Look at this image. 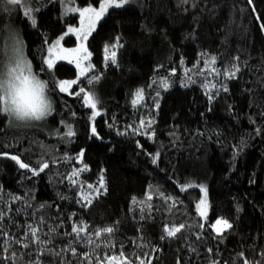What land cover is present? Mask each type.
Here are the masks:
<instances>
[{
  "label": "trees",
  "instance_id": "1",
  "mask_svg": "<svg viewBox=\"0 0 264 264\" xmlns=\"http://www.w3.org/2000/svg\"><path fill=\"white\" fill-rule=\"evenodd\" d=\"M27 6L34 28L21 7L8 12L0 3V65L14 29L48 83L53 112L27 126L0 113V153L8 154L0 155V264H105V257L264 264V0H130L110 8L87 41L93 69L66 93L57 81L75 77V67L57 62L48 70L43 58L78 14H64L59 0ZM106 44L117 45L116 64L105 60ZM233 66L236 75H225ZM92 76L99 80L89 84ZM81 88L97 100L94 119L83 94H74ZM138 89L143 98L133 104ZM157 142L166 147L154 163ZM42 163L48 167L39 171ZM201 186L206 217L197 210ZM215 219L232 227L217 234ZM166 225L184 227L168 237ZM106 227L113 231L95 235Z\"/></svg>",
  "mask_w": 264,
  "mask_h": 264
},
{
  "label": "snow or ice",
  "instance_id": "2",
  "mask_svg": "<svg viewBox=\"0 0 264 264\" xmlns=\"http://www.w3.org/2000/svg\"><path fill=\"white\" fill-rule=\"evenodd\" d=\"M0 3L9 6L6 7L5 10L8 12H12L15 6H19L23 9V13L25 17L29 18L31 21L32 26H36V19L32 16V9L27 6V0H0ZM130 3V0H102L100 3L99 8L92 7L91 5L82 7V8H66V13H79V27H72L69 26L67 31L64 33V37L71 38L72 35L76 38V46L71 48H66L61 44V37L54 42H52L48 46V55L43 58V65L47 66L48 70H51L53 66L56 64L57 61H67L69 64H74L77 69V79L73 80H60L56 85L59 88L61 93L69 92V89L77 84L81 77H85L86 73H89L91 69H93V64L90 62L92 53L88 50L87 41L89 37L93 34L96 30L97 24L101 19L105 16V14L109 11L110 8H120L126 4ZM251 3V0H249ZM264 29V25L261 26ZM117 47L116 44H113L111 47L109 45H105L104 53H105V60H110L112 64L117 63L116 59V51L114 50ZM215 61V58H212V62ZM44 71L43 67L40 69ZM239 71L238 68L233 66V70L231 72H225V75L229 77H234L236 72ZM39 78V79H38ZM99 80L98 76H92L91 79L88 80V83L91 84L94 81ZM43 82V84L41 83ZM160 84L163 88L167 89L169 87L166 79H161ZM7 85V95L0 96V113L6 114L10 118V114L13 111L19 112L21 109V102H20V95L17 89L18 85H25L28 92L31 94L34 89L41 88L43 86H47L48 92V83L41 79L39 75L33 71L32 63L25 57L23 50L20 46V42L17 40L16 43L12 47L11 55L8 57V62L6 67H0V88H3ZM224 91H227V88H224ZM75 95L79 96L83 94V101L84 104L92 109V118L94 119L97 115H99V111L97 110V100L95 96L90 93L86 92L83 88L79 90V92L74 93ZM135 98L133 99V104H138L140 99L143 98V91L138 89L134 94ZM211 99V97H210ZM11 104V107L9 106ZM35 113L36 111L39 112L36 115V119L44 120L45 117H48L53 112V107L51 103L43 104L39 107V109H32ZM63 123V121H62ZM152 121H148V124H151ZM141 126H144V121H141ZM68 131L66 132V136L72 137L74 132L72 131L71 125H66ZM93 134L96 133L95 127L92 128ZM0 155L7 156V153H0ZM83 155V150L80 153V156ZM77 157V159L80 158ZM11 159L16 161L22 169H28L29 165L21 162L18 156H11ZM155 163V158L153 159ZM48 167L47 163H42L39 167V171H43L45 168ZM87 165H84L83 169L80 171H86ZM33 175L37 174V170L33 169ZM78 172H74L73 175H77ZM75 182V181H73ZM100 184L101 187L103 186V176L100 177ZM89 188L92 186L89 185ZM201 192L205 193V196L201 198L199 203L197 204V210L201 217L207 216V199H206V189L201 186ZM85 199H87L85 197ZM150 199V197H149ZM87 203H91V200H87ZM203 227V225H201ZM183 225L179 227L173 226L169 228L167 225L165 226V233L168 237L175 236L177 232L183 228ZM212 229L217 232V234H221L224 232L225 229H230L232 225L224 219H217L215 223L211 225ZM33 237V242L39 241V237L36 235L37 230L35 228L30 229ZM74 233L83 232V228H77L75 225L72 228ZM111 233L113 231L112 228H104L102 230H97L95 235L100 236L101 232ZM163 238V237H162ZM88 243H92L91 240ZM27 247V245H25ZM75 252V249H72ZM59 255V253H56ZM87 255V254H85ZM120 257H124V253L121 252ZM117 257H105L104 262L105 264H112L113 261H116ZM99 264V262H98ZM123 264H131V261L125 259ZM140 264H145L144 261H141ZM213 264H216L213 261ZM244 264H250L249 261L245 260Z\"/></svg>",
  "mask_w": 264,
  "mask_h": 264
},
{
  "label": "rangeland",
  "instance_id": "3",
  "mask_svg": "<svg viewBox=\"0 0 264 264\" xmlns=\"http://www.w3.org/2000/svg\"><path fill=\"white\" fill-rule=\"evenodd\" d=\"M60 3H61V6H62V9H63V12L64 14H72V13H66L65 12V9L66 8H82V7H86V6H89V5H84V6H79V5H76L74 2L75 0H59ZM102 2V0L99 1V3L95 6L91 5L92 7H95V8H99L100 6V3ZM115 8V7H113ZM78 15H77V21L76 23H67L66 26L64 27V29L60 32V34L55 37L52 42H54L55 40L61 38V37H64V33L67 31L68 27L69 26H72V27H79V13L76 12ZM30 27L31 28H34L35 26H32L31 22H30ZM71 37L74 38V42L73 43H68V42H63V39H61V44L66 47V48H71V47H75L76 46V38L74 35H72ZM67 38V37H64V39ZM19 41L20 42V46L23 50V45H22V41L18 35V33L16 32V30L14 29H10V31L7 32V35H6V38H5V41L3 43V54H4V57H3V60L1 62V65L0 67H6L7 65V62H8V57L11 55V52H12V47L13 45L16 43V41ZM51 42V43H52ZM24 53V51H23ZM25 55V54H24ZM26 57V56H25ZM27 58V57H26ZM28 59V58H27ZM29 60V59H28ZM57 62H65V63H68L67 61H57ZM56 62V63H57ZM75 67L74 64H71ZM76 69V67H75ZM73 79H77V69H76V76L75 77H72V78H64V79H59L57 81V84L60 80H73ZM209 80H211L210 83H206L204 85V87H210V85L212 84V80H213V77H211ZM209 80L207 82H209ZM59 89V88H58ZM165 144H163L162 142H157L156 143V146H155V149H154V158L155 160L158 158V156L164 151L165 149ZM205 196V193L204 192H201V197L199 199V201L201 200L202 197ZM206 199H207V195H206ZM198 201V203H199ZM197 203V204H198ZM207 209H208V204H207ZM217 219H215L211 224L210 226L215 223ZM212 228V227H211ZM213 230V229H212ZM214 231V230H213ZM215 232V231H214ZM217 233V232H216ZM112 264H116L114 263V261L112 262Z\"/></svg>",
  "mask_w": 264,
  "mask_h": 264
},
{
  "label": "clouds",
  "instance_id": "4",
  "mask_svg": "<svg viewBox=\"0 0 264 264\" xmlns=\"http://www.w3.org/2000/svg\"><path fill=\"white\" fill-rule=\"evenodd\" d=\"M41 83L43 84V82ZM17 89L20 95V102L22 106L19 112L13 111L10 114V119L12 122L23 126L30 125L33 122H38L36 115H38L39 112L36 111L34 113L32 109L38 110L41 105L48 103H51L53 107V101L49 95L47 86H43L42 90L38 87L34 89L31 94L28 92L25 85H18ZM2 95H7V85H5L3 88H0V96ZM9 106L11 107V104Z\"/></svg>",
  "mask_w": 264,
  "mask_h": 264
}]
</instances>
